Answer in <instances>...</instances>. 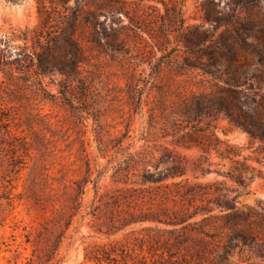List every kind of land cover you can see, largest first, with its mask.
<instances>
[{"label":"rangeland","instance_id":"1","mask_svg":"<svg viewBox=\"0 0 264 264\" xmlns=\"http://www.w3.org/2000/svg\"><path fill=\"white\" fill-rule=\"evenodd\" d=\"M117 1L103 12L95 10L94 0L69 1L83 17L98 18L104 27L99 31L119 38L113 48H102L92 42V27L82 25L76 37L86 62L83 76L73 84L57 71L37 75L32 68L15 73L13 79H6L0 71V136L5 126L13 136L22 138L10 147L12 140L3 136L5 141L0 145L5 149L0 152V264H124L126 260L142 264L143 257L149 264H159L168 258L167 253L162 257V251L157 252L165 246L162 232L142 231L146 225H134L109 234L101 229L99 220L87 215L97 193L122 186L114 181L113 173L129 151L148 152L163 175H179L165 182H218L222 193H228L227 199L237 196L239 206L264 207V158L259 152L253 153L260 144L252 145L248 134L224 115L213 123L219 136L242 148L244 156L262 160L261 165L252 164L262 169L263 177L255 178L246 189L226 176L231 162L206 160L199 149L176 146L171 138L147 130L156 100L171 112L195 93L215 91L232 78L242 80L243 98L254 107L253 100L261 101L264 57L254 50L263 45L264 33L257 21H264V0ZM41 2L49 10L57 7L64 12L57 6L61 0H0V52L7 62L33 47L32 32L40 27L43 16ZM131 20L142 22V29L132 27ZM223 35L229 42L239 39L235 46L237 62L221 59L219 79L191 67L207 64L205 56L210 50L206 48L196 57L193 42L206 36L217 41ZM155 65L161 67L154 75ZM142 81H146L145 93L135 111L131 96L136 84L143 87ZM20 142H27L26 151H17L14 158L21 155V163L11 166L13 154L8 150H18ZM107 146L110 151L100 150ZM87 176L92 182L85 187L82 209L67 230H57L51 219L61 205L54 208L49 204L43 209L38 200L62 192L64 184ZM53 234L58 236L56 240H50ZM53 241V260L45 261L46 257L41 261L39 256H44ZM113 245L118 252L127 249L124 256L117 255V262L98 263L92 258L98 249ZM171 251L177 253L179 249L171 246ZM231 261L264 264L249 247L241 252L235 249Z\"/></svg>","mask_w":264,"mask_h":264},{"label":"trees","instance_id":"2","mask_svg":"<svg viewBox=\"0 0 264 264\" xmlns=\"http://www.w3.org/2000/svg\"><path fill=\"white\" fill-rule=\"evenodd\" d=\"M69 1L61 0L57 4L64 9L65 14L59 12L57 7L49 10L45 2H41L44 9L40 10V14H43L42 21L40 27L32 32L35 42L30 51L19 53V57L13 62H7L0 52V71L6 79L16 78L15 73L30 72L33 68L37 75L57 71L66 77L69 85L73 84L78 77L83 76L82 65L86 62L82 46L76 37L82 25L92 27L95 35L92 42L98 46L113 48L118 43L119 38L115 35L110 36L99 31L104 30V27L98 18L83 17L80 9L69 6ZM117 3V0H94L92 5L96 11L103 12ZM56 14L59 15L55 16ZM141 23L135 20L130 22L132 27L138 29H142ZM257 24L260 25L258 29L264 33V21L259 19ZM261 42L264 45V39ZM237 44L239 39L229 42L224 35L217 41L213 40V36L201 38L193 42L192 54L201 57L204 50L210 48L205 56L208 57L207 64L191 67L199 68L204 74L219 79L218 65L221 59L228 58L231 63L237 62ZM263 45L254 50L261 57H264ZM160 67L161 65H155L152 71L154 75L160 72ZM144 82L146 81H142L143 87L135 85L134 94L131 96L135 111L142 103L146 84ZM242 85L240 78H232L215 91L195 93L190 101L171 112L156 100L158 104L150 110L147 130L159 132L162 138H171L176 146L199 149L206 160L218 158L231 162L233 166L226 176L238 187L246 189L255 178L263 177L262 169L252 164L255 161L261 165L262 160L258 157L252 158L251 155L244 156V150L223 140L213 124L220 115H224L232 125L248 134L252 145L259 142V148L253 153L259 152L264 158V94L260 96V102L253 100L256 105L254 107L243 98ZM4 129L0 136V145L5 141L3 136L12 140L8 143L10 147L15 141L22 139L13 136L5 126L1 131ZM26 145L27 142H20L18 150H8L13 154L11 166L21 163V155L18 156L19 159L14 156L20 149L26 151ZM4 150V147L0 148L1 153ZM100 150L110 151L108 146ZM116 153L119 154V150ZM166 157L170 158L168 155ZM90 171L89 168L87 172ZM177 176L179 175L176 173L167 176L158 171L155 157L150 153L129 151L126 158L116 165L113 173L114 181L122 186L105 194L97 193L87 215L99 220L105 228L101 229L109 234L134 225H146L142 231L162 232L165 246L157 249V252L162 251V257L167 253L168 258L159 264H233L231 258L234 250L239 249L241 252L244 247H249L256 259L264 260L263 206H239L237 196L227 199L228 193H222L219 188L221 184L218 182L164 181L168 177ZM90 182V176L71 181L69 185L64 184L62 192L38 200L43 209L49 204L54 208L61 205L60 209H55L51 219L57 230H62L63 227L67 230L70 227L73 218L83 207L85 187ZM53 235L54 238L50 240L58 238ZM30 237L28 236V241ZM153 239L157 240L154 237ZM55 242L48 244L44 256H39L41 261L46 257L45 261L53 260ZM171 246H177L179 252H172ZM120 251L118 252L117 245H113L110 249H98L92 258L98 263L117 262V255L124 256L127 249L123 247ZM141 262L149 264L146 257ZM124 264H129V261L126 260Z\"/></svg>","mask_w":264,"mask_h":264}]
</instances>
